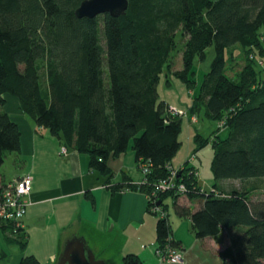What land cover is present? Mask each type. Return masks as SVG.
Returning <instances> with one entry per match:
<instances>
[{
  "label": "trees",
  "instance_id": "1",
  "mask_svg": "<svg viewBox=\"0 0 264 264\" xmlns=\"http://www.w3.org/2000/svg\"><path fill=\"white\" fill-rule=\"evenodd\" d=\"M81 1L0 0V167L8 152L20 149L19 127L3 109L9 94L37 126L49 129L67 149L87 154L89 167L102 174L111 175L109 159L131 147L138 166L146 162L149 170L145 184L128 187L149 194L169 174L166 165L180 147L183 116L172 113L157 90L167 66L166 84L174 74L197 90L187 112L203 106L206 117L224 121V135L214 131L215 183L209 189L200 191L195 167L187 161L179 170L185 196L201 198L197 209L178 204L177 192L160 194L165 216L150 210L158 216L156 243L172 241L164 206L170 196L175 212L190 216L196 237L234 229L231 245L221 252L223 264H264V198L254 197L252 189L227 191L218 184L264 176V71L253 58L236 77L225 67L233 45L245 52L264 50V0H128L124 14L93 18L75 15ZM178 34L185 36L182 68L169 74ZM211 44L214 58L197 83L194 59L204 57ZM193 140V153L209 141L198 132ZM8 183L0 185V198ZM0 229L12 235L10 242L26 247L23 226L0 217ZM122 262L144 264L132 253ZM19 264L41 263L27 254Z\"/></svg>",
  "mask_w": 264,
  "mask_h": 264
},
{
  "label": "crops",
  "instance_id": "2",
  "mask_svg": "<svg viewBox=\"0 0 264 264\" xmlns=\"http://www.w3.org/2000/svg\"><path fill=\"white\" fill-rule=\"evenodd\" d=\"M15 98L6 95L5 104L8 99ZM166 102L183 109L191 104L189 101L183 107ZM5 104L4 111L19 127L20 149L8 156L13 170L2 169L3 164L0 167V185L23 174H30L32 181L22 218L23 231L27 234L26 247L10 242L6 232L0 229V264H19L27 254L34 255L41 264H56L60 240L72 236H83L96 256L108 264H123L122 258L128 253L137 255L144 264H162L154 254L158 216L150 212L144 191L128 187L143 178L132 148L111 157L108 162L111 175L102 174L89 167L87 154L72 147H68L66 155H59L63 144L49 129L37 126L18 107L19 102L17 109H6ZM195 124L187 123L188 127ZM199 128L200 125L194 131L198 132ZM174 158L170 164L175 168L187 159L174 161ZM198 182L201 186L199 179ZM170 198L174 202L170 196L164 200L170 236L182 251L183 259L167 264H223L221 252L231 245L234 229H222L215 236L198 238L190 216H179L173 203L170 214L167 201ZM176 201L191 212L201 203L184 195ZM32 236L37 238L36 247L30 241Z\"/></svg>",
  "mask_w": 264,
  "mask_h": 264
},
{
  "label": "rangeland",
  "instance_id": "3",
  "mask_svg": "<svg viewBox=\"0 0 264 264\" xmlns=\"http://www.w3.org/2000/svg\"><path fill=\"white\" fill-rule=\"evenodd\" d=\"M262 30L264 31V28ZM184 38H185L184 35L183 37L181 36V34L177 35V41H178L177 49L174 50V52L172 53V58L170 60V64L168 65L170 66L168 67L169 74H171V72H173L174 70L182 68L181 49ZM259 50H260L259 48H256L255 50L251 48L249 51L245 52L244 49L237 44L229 47L228 50H226L227 61L225 63V67L229 75L231 77H236L237 75H239L242 71V68L245 66L246 63H248L250 58L256 60L255 62H257L259 67L264 71V50L262 51ZM214 55H215L214 45L211 44L208 47H206L204 51V57H200L198 55L195 57L193 69L195 71L194 79L196 80L197 83L200 82L204 73L209 70ZM166 67L164 68L163 73H161L159 83L157 85L159 97L160 99H164L166 101L175 103L178 106L181 105L184 107L187 103H189V101L192 102L193 96L197 92V90L196 88L192 89L190 87H187L186 84L174 74L168 76V78H170L171 85L169 86L168 84H166L165 75H168L166 74L167 73ZM8 96L10 98V96L12 95L8 94ZM15 99H13L14 101L12 99H8L7 103L5 104V108L17 109L16 105L18 101H16ZM181 109L186 112V115H183L182 130L180 131L178 136V139L179 141H181V143H180V148L175 154L174 161L183 160L188 158L192 154H196L194 164L197 165L198 167V171H199L198 179L200 180L201 187L205 189H209L213 185V183H215L211 169V160L214 153L212 138L214 136V131H216L217 128L219 129L218 131L220 132L219 135L223 137L224 131H222L221 128H223L224 121L222 119L215 120L206 117L203 112L204 111L203 106L201 109H199L197 113H192V114H189V112H187L188 111L187 109H183V108ZM189 122L190 123L195 122L196 124L195 126L188 127L187 123L189 124ZM199 125L200 128L197 129L198 133H200L201 136H203L204 138H208L209 141L205 146L201 147L195 153H193L195 149V142L193 140V136L196 132L194 131V129L198 128ZM10 154L11 152H8L6 154L4 158L3 166L2 165L1 166L2 169H7L11 171L14 169V166H13V162H11L10 157H8L10 156ZM218 184H221V187L227 191L234 188L239 190H248V191H251L252 189L253 190L252 194L255 195L254 197L261 199L264 198V176L248 177V178H227V179H223L222 181L219 180ZM224 192L227 193L226 191ZM195 199L201 200V198L199 197H196ZM167 201H168V208L171 214L173 202L171 198ZM6 234L7 236H12L8 232H6ZM235 234L236 235L239 234V236L242 237V232L237 231V233ZM30 241L32 242L33 246L36 247L37 238L35 236H32ZM63 242L64 240L61 239L60 246H58L60 249ZM111 246L116 248L115 245H111Z\"/></svg>",
  "mask_w": 264,
  "mask_h": 264
},
{
  "label": "built area",
  "instance_id": "4",
  "mask_svg": "<svg viewBox=\"0 0 264 264\" xmlns=\"http://www.w3.org/2000/svg\"><path fill=\"white\" fill-rule=\"evenodd\" d=\"M170 111L178 115H186V112L181 108L175 106L169 107ZM59 155L67 154V147L61 145L58 151ZM195 154H192L187 158V163L194 166V174L198 176V169L194 165ZM184 166L181 165L178 168L173 167L171 164H167L166 167L169 170V174L166 178L158 180L152 187L150 193H147L149 202L151 203L150 210L158 214L160 217H164L166 212L162 209L160 201V194L166 191L177 192L180 195H186L188 192L187 186L183 182L177 181V176L180 173V169ZM139 168L143 174V178L140 184L147 182L146 174L148 173L149 166L146 162H139ZM32 176L30 174H23L20 177L10 181L4 188L2 197L0 198V217L3 219H9L16 222V225L23 226L21 219L25 213L28 201L26 196L30 192ZM201 188L200 191H204ZM213 192L214 190L211 189ZM154 253L158 258V261L162 264L181 262L183 259L182 251L176 247L172 241L168 238L164 243H156L154 247Z\"/></svg>",
  "mask_w": 264,
  "mask_h": 264
},
{
  "label": "water",
  "instance_id": "5",
  "mask_svg": "<svg viewBox=\"0 0 264 264\" xmlns=\"http://www.w3.org/2000/svg\"><path fill=\"white\" fill-rule=\"evenodd\" d=\"M128 0H82L75 8L77 17L93 18L102 13L112 16L124 14ZM160 203V201H158ZM56 264H108L98 258L86 244L83 236H72L66 239L57 254Z\"/></svg>",
  "mask_w": 264,
  "mask_h": 264
}]
</instances>
